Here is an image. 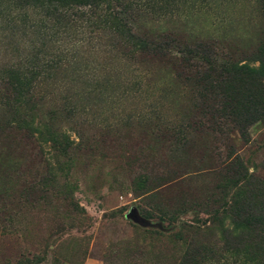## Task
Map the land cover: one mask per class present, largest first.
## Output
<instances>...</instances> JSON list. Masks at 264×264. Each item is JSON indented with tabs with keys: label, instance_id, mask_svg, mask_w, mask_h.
<instances>
[{
	"label": "rangeland",
	"instance_id": "374dc122",
	"mask_svg": "<svg viewBox=\"0 0 264 264\" xmlns=\"http://www.w3.org/2000/svg\"><path fill=\"white\" fill-rule=\"evenodd\" d=\"M90 1L0 0V264H264V0Z\"/></svg>",
	"mask_w": 264,
	"mask_h": 264
},
{
	"label": "trees",
	"instance_id": "16d2710c",
	"mask_svg": "<svg viewBox=\"0 0 264 264\" xmlns=\"http://www.w3.org/2000/svg\"><path fill=\"white\" fill-rule=\"evenodd\" d=\"M55 2H60L61 0H54ZM94 1H98L103 7L101 9V15H102V18L104 19L103 20V24L110 27V28H114V29H117L118 28V25L117 23H114V20L113 22L110 21V18H112V14H115L114 10H112V8H110V3H113V0H94ZM93 0L90 1V4H88V8H92V7H96L93 5ZM117 1V0H116ZM100 15V16H101ZM109 19V20H108ZM26 74H29L31 76H34L35 73L34 72H26ZM25 80V79H24ZM30 83V81H25V84H28Z\"/></svg>",
	"mask_w": 264,
	"mask_h": 264
}]
</instances>
